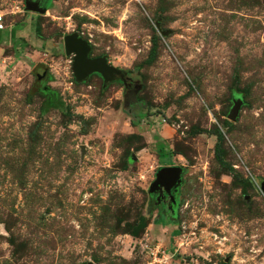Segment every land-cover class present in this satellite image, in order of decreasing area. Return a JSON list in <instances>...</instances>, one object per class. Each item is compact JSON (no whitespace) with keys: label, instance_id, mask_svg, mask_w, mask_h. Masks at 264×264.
Wrapping results in <instances>:
<instances>
[{"label":"rangeland","instance_id":"374dc122","mask_svg":"<svg viewBox=\"0 0 264 264\" xmlns=\"http://www.w3.org/2000/svg\"><path fill=\"white\" fill-rule=\"evenodd\" d=\"M25 1L0 0V264H264V0ZM71 32L129 93L74 80Z\"/></svg>","mask_w":264,"mask_h":264},{"label":"water","instance_id":"95a60500","mask_svg":"<svg viewBox=\"0 0 264 264\" xmlns=\"http://www.w3.org/2000/svg\"><path fill=\"white\" fill-rule=\"evenodd\" d=\"M25 9L27 11L35 13H44L45 8L39 5V0H26ZM62 45L65 55H70L71 57V72L74 80L77 82L84 81L89 75L96 74L99 76L103 83L111 82L113 80L119 79L126 85L124 72L121 69L107 63L104 56H92L89 57L90 44L87 40L78 36L76 32H71L64 34L62 36ZM46 71L41 68L40 73L37 74L36 80L38 81L42 76L45 75ZM44 79V80H45ZM45 85L41 84L36 87L38 90H44ZM135 90L132 91L134 93ZM133 95V94H132ZM131 99V97L129 98ZM126 101V99H124ZM240 107V100L238 98L232 100V105L230 106L226 118L233 121L238 113ZM181 167L177 165H164L157 169L155 172V177L150 183L149 191L157 189V186L165 188L167 195H170V189L175 188L181 181L180 177ZM259 188L262 193H264V181L259 182Z\"/></svg>","mask_w":264,"mask_h":264},{"label":"trees","instance_id":"16d2710c","mask_svg":"<svg viewBox=\"0 0 264 264\" xmlns=\"http://www.w3.org/2000/svg\"><path fill=\"white\" fill-rule=\"evenodd\" d=\"M2 29L3 28H1L0 31H3ZM151 44L152 45H151V49H150V54L153 53V50H154V47H155V41H154V39L151 40ZM217 138L220 139V135L219 134H217ZM161 148H162V143H158L157 149H161ZM215 155H216V157H218L219 154L216 152ZM231 176L234 179V181H236V182H238L240 184L246 183V184L250 185V181L248 179L241 178L236 173H232Z\"/></svg>","mask_w":264,"mask_h":264},{"label":"flooded vegetation","instance_id":"af4514ba","mask_svg":"<svg viewBox=\"0 0 264 264\" xmlns=\"http://www.w3.org/2000/svg\"><path fill=\"white\" fill-rule=\"evenodd\" d=\"M46 74V73H45ZM94 74V73H93ZM96 75V74H95ZM45 75L42 76L38 81H37V87H39L45 80ZM126 80V86H124V90H125V94L129 93L130 88H132L133 83L127 79ZM156 196V194H155ZM169 195H166L164 192H162L161 194H159V197H161L162 200H166L168 199Z\"/></svg>","mask_w":264,"mask_h":264},{"label":"built area","instance_id":"2783aa9c","mask_svg":"<svg viewBox=\"0 0 264 264\" xmlns=\"http://www.w3.org/2000/svg\"><path fill=\"white\" fill-rule=\"evenodd\" d=\"M2 14H0V29L2 28Z\"/></svg>","mask_w":264,"mask_h":264},{"label":"crops","instance_id":"0c3cea01","mask_svg":"<svg viewBox=\"0 0 264 264\" xmlns=\"http://www.w3.org/2000/svg\"><path fill=\"white\" fill-rule=\"evenodd\" d=\"M2 28H3V27H2ZM126 101L129 103V101H128V100H126ZM127 102H126V103H127Z\"/></svg>","mask_w":264,"mask_h":264}]
</instances>
